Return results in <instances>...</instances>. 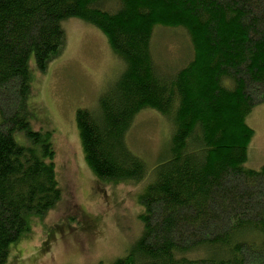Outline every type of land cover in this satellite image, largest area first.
<instances>
[{
  "label": "trees",
  "instance_id": "1",
  "mask_svg": "<svg viewBox=\"0 0 264 264\" xmlns=\"http://www.w3.org/2000/svg\"><path fill=\"white\" fill-rule=\"evenodd\" d=\"M71 18L96 27L125 65L95 111L75 113L84 161L97 179L144 184L141 236L98 264H264V164L244 165L254 136L245 119L264 102V0H0V264L23 216L62 197L51 132L30 129L23 106L29 57L44 71ZM160 26L188 36L177 69L153 58ZM144 109L172 130L151 168L126 140Z\"/></svg>",
  "mask_w": 264,
  "mask_h": 264
},
{
  "label": "rangeland",
  "instance_id": "2",
  "mask_svg": "<svg viewBox=\"0 0 264 264\" xmlns=\"http://www.w3.org/2000/svg\"><path fill=\"white\" fill-rule=\"evenodd\" d=\"M61 27L64 46L44 71H38L33 55L28 59L30 90L23 108L30 129L51 132L62 197L45 214L23 216L26 228L10 245L3 264L111 263L124 256L143 231L144 208L139 202L143 182L97 179L84 161L75 122L78 109H97L99 97L125 65L96 27L76 18L62 21ZM152 35L153 58L161 68L174 70L189 59V39L181 29L160 26ZM252 109L245 121L254 136L244 165L256 169L264 164V102ZM129 126L128 148L153 167L170 140V122L144 109ZM23 137L22 132L15 138L22 141Z\"/></svg>",
  "mask_w": 264,
  "mask_h": 264
}]
</instances>
